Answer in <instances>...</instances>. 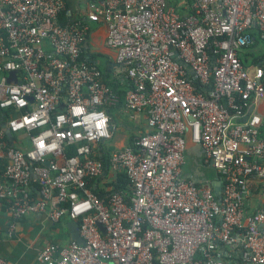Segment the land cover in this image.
I'll return each mask as SVG.
<instances>
[{
	"label": "built area",
	"instance_id": "1",
	"mask_svg": "<svg viewBox=\"0 0 264 264\" xmlns=\"http://www.w3.org/2000/svg\"><path fill=\"white\" fill-rule=\"evenodd\" d=\"M66 10L65 0H0V209L9 232L27 213L76 223L80 240L44 244L36 264H213L219 244L237 241L244 264H264V203L244 211L249 177L264 175V119L254 109L264 65L238 56L248 29L264 38V0H87L84 14L62 22ZM92 22L106 26L127 79L126 110L145 113L150 128L111 151L106 174L98 156L120 94L85 53ZM188 140L220 176V198L210 182L183 176ZM119 171L127 198L98 184Z\"/></svg>",
	"mask_w": 264,
	"mask_h": 264
},
{
	"label": "crops",
	"instance_id": "2",
	"mask_svg": "<svg viewBox=\"0 0 264 264\" xmlns=\"http://www.w3.org/2000/svg\"><path fill=\"white\" fill-rule=\"evenodd\" d=\"M65 1L67 10L62 14H66L68 18L85 13L87 0ZM106 32L107 29L104 24L92 22L91 30L88 32L85 41L84 50L87 56L96 59L97 64L100 53L106 55L104 67L106 73L109 75V79L115 85H119L120 89L124 91L128 87V82L125 75L120 73L121 66L115 63L113 50L105 43ZM121 94L123 95V92ZM111 109V111L109 110L112 118L111 122H114L112 117L114 114L116 119L114 125L117 123L118 128L121 126L131 130V134L127 138L126 136L119 138L116 136L117 130L113 129L110 143L115 148L119 149L124 146H129L132 137L147 132L150 129L147 125V115L145 113H139L131 116L126 110L122 99L115 106L111 107ZM254 109L264 119V101L256 103ZM251 111L252 107L248 109V113ZM126 119L130 120V124H125L127 123ZM132 130L133 132H137V134L132 135ZM185 156L186 160L183 166V174L191 166H195V160L198 159V178L204 182H210L212 186L213 181L218 180L221 186L220 176L211 166L203 162V153L197 143L187 141ZM102 177L106 180V177ZM108 182L106 183L108 184ZM248 184L249 193L244 200V211L246 215L252 214L264 203V175H251ZM7 214V212H3L0 209V257L9 261L11 264H35L37 253L46 242L55 241L63 244L79 237L76 223L69 218L64 217L59 222L52 223L43 215L33 213H27L21 218H18L15 222L13 232L10 233L9 225L11 218ZM213 264H244L240 242L219 244L213 252Z\"/></svg>",
	"mask_w": 264,
	"mask_h": 264
},
{
	"label": "trees",
	"instance_id": "3",
	"mask_svg": "<svg viewBox=\"0 0 264 264\" xmlns=\"http://www.w3.org/2000/svg\"><path fill=\"white\" fill-rule=\"evenodd\" d=\"M171 2H176L177 0H170ZM187 2H189V0H186ZM179 13H183V9L181 7H179V9H177ZM68 17L66 14H62L60 17V20L62 22L67 21ZM249 33H251V36L249 38V41L242 46V49L239 51L238 56L239 59L241 61V63L245 66H254V65H264V48L261 49L262 54L261 55H255V50L254 48H256V46L259 45V41L258 40H264V38H261L259 36L258 33L255 32V29L252 27L250 29H248ZM104 72V79L106 82H108L114 89H116L118 91V93L120 94V100L122 99L123 101V95L121 94L123 92V89H120L119 85H115L114 82L112 80H108V74L106 73V70H102ZM192 83L196 86V89L198 91H203L199 81L195 78L192 79ZM112 120V118H111ZM264 126V125H263ZM261 127V135H264V127ZM133 138L132 137L130 139L129 145H133ZM102 146V152L100 153V155L98 156V158L101 160L102 164H103V172L106 174V172L108 171L107 165H108V157L111 153V151L113 149H116L115 146H113V144L108 143V142H103L101 144ZM96 179H93L91 182H95ZM90 182V184H91ZM99 184V183H98ZM108 184L113 185V189L117 190L119 192H122L124 194V196L127 198L130 193H131V188L129 185V180L127 178V175L125 173V171H119L116 173V177L115 180H110L108 182ZM198 184H200L198 182ZM94 191L102 196H104L105 192L102 189H99L98 187L96 189H94ZM1 206L4 208L6 203L5 202H0Z\"/></svg>",
	"mask_w": 264,
	"mask_h": 264
},
{
	"label": "rangeland",
	"instance_id": "4",
	"mask_svg": "<svg viewBox=\"0 0 264 264\" xmlns=\"http://www.w3.org/2000/svg\"><path fill=\"white\" fill-rule=\"evenodd\" d=\"M260 43H259V45L258 46H256V48H254V50H255V55H261L262 54V52L264 51H261V49H263L264 48V40H258ZM98 59H99V62H98V66L102 69V70H104L105 71V63H106V55H104V54H102V53H100V55H99V57H98ZM108 80L110 81V79H109V75H108ZM111 109V108H110ZM109 109V110H110ZM112 110V109H111ZM110 110V111H111ZM110 111H109V114H110ZM112 112H113V110H112ZM112 117H113V119H114V122H115V115L113 114L112 115ZM118 120V119H117ZM129 121L130 120H128V119H126V122L127 123H125V124H128L129 123ZM114 122H113V127H114V130H117L116 131V136H118L119 138H121V137H123V136H126V138L131 134V130H129V129H127V128H123V127H121V126H119V128H118V124L116 123L115 125H114ZM130 124V123H129ZM133 134H137V132H133V130H132V135ZM134 135V136H135ZM111 142V140H109L108 141V143H110ZM202 150V149H201ZM203 153V152H202ZM195 161H198V159H196ZM197 167V166H196ZM198 168V167H197ZM108 179H110V177L108 178ZM105 183V182H107V180H104L103 179V177H101V178H99V183ZM47 239H48V237H47ZM46 243H48V242H46ZM45 243V244H46ZM35 264H36V262H35Z\"/></svg>",
	"mask_w": 264,
	"mask_h": 264
},
{
	"label": "water",
	"instance_id": "5",
	"mask_svg": "<svg viewBox=\"0 0 264 264\" xmlns=\"http://www.w3.org/2000/svg\"><path fill=\"white\" fill-rule=\"evenodd\" d=\"M91 60H93V62L96 63V59L91 58ZM6 131H7L8 134H10V131L9 130H6ZM198 146H199V144H198ZM196 165L198 167V161H196ZM196 165L195 166L194 165L191 166L186 172H184L183 176L184 177H187V178H190V179H192V180H194L196 182H201L202 180H200L198 178V168L196 167ZM213 187H214L213 189H214L215 194L217 195L218 198H220L221 197V186H220V182L218 180L213 181ZM97 224L100 227V229L102 231H104V227H103L102 223H100L99 221H97ZM76 239L77 240H80V237H77Z\"/></svg>",
	"mask_w": 264,
	"mask_h": 264
},
{
	"label": "clouds",
	"instance_id": "6",
	"mask_svg": "<svg viewBox=\"0 0 264 264\" xmlns=\"http://www.w3.org/2000/svg\"><path fill=\"white\" fill-rule=\"evenodd\" d=\"M100 123L102 124V123H103V121H100Z\"/></svg>",
	"mask_w": 264,
	"mask_h": 264
}]
</instances>
